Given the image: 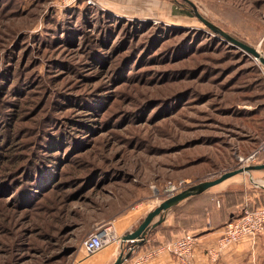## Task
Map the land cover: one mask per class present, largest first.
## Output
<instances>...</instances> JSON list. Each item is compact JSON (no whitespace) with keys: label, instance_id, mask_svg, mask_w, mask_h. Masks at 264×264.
<instances>
[{"label":"rangeland","instance_id":"rangeland-1","mask_svg":"<svg viewBox=\"0 0 264 264\" xmlns=\"http://www.w3.org/2000/svg\"><path fill=\"white\" fill-rule=\"evenodd\" d=\"M192 3L264 55V0H0V264L100 258L117 242L88 254L83 240L99 226L120 235L168 181L186 182L178 193L245 166L264 132V64L184 13ZM36 162L40 185L14 176ZM231 189L264 203V169L186 210Z\"/></svg>","mask_w":264,"mask_h":264},{"label":"crops","instance_id":"crops-1","mask_svg":"<svg viewBox=\"0 0 264 264\" xmlns=\"http://www.w3.org/2000/svg\"><path fill=\"white\" fill-rule=\"evenodd\" d=\"M197 204L194 200H190L189 197L169 209L161 225L150 230L144 244L142 246H136L131 258L123 264H133V258L137 255L151 251L164 242L182 235L186 230L178 220L180 215L186 217L191 215L195 218L199 217L203 222L205 221L203 226L201 225V233L195 234L198 237V245L195 248L192 264H264V233L258 235L255 239H243L223 250L218 257H212L208 249L216 243L225 228L219 215L221 205L219 206L214 203L211 206V211L208 207L196 212L186 210V207ZM131 215L130 219L128 218L118 222L117 229L121 236L126 232L136 229L146 216V213L142 214L143 216L140 214ZM158 219L159 216L154 221ZM133 243V241H127L126 243L112 244L110 246L111 248L103 250L102 256L97 259L94 255L80 254L77 257L78 264H111L118 256L122 245L130 247ZM144 264H181V262L171 253L162 252L151 257Z\"/></svg>","mask_w":264,"mask_h":264},{"label":"built area","instance_id":"built-area-1","mask_svg":"<svg viewBox=\"0 0 264 264\" xmlns=\"http://www.w3.org/2000/svg\"><path fill=\"white\" fill-rule=\"evenodd\" d=\"M262 153H264V135L258 147L247 156H239V160L244 163L243 165L253 164ZM185 184L183 180L178 183L168 181L165 192L171 196ZM262 233H264V206L250 209L246 203L243 214L226 224L223 234L213 246L209 247L208 251L212 257L216 258L231 245L246 238L255 239ZM113 242L122 243V236L117 234L112 226H99L83 240L82 246L88 254H93ZM197 245L198 237L195 233L185 231L182 235L164 242L153 250L137 255L133 258V264H144L148 259L162 252L171 253L181 264H192Z\"/></svg>","mask_w":264,"mask_h":264},{"label":"water","instance_id":"water-1","mask_svg":"<svg viewBox=\"0 0 264 264\" xmlns=\"http://www.w3.org/2000/svg\"><path fill=\"white\" fill-rule=\"evenodd\" d=\"M193 10L196 16L205 24H207L215 33L222 35L228 41L241 47L248 53L254 55L264 64V55L257 48L250 46L249 44L235 38L227 31L223 30L222 28H220L219 26L208 20L205 16H203L199 12L195 4H193ZM262 169H264V162L259 164L253 163L245 166H239L238 168L224 172L217 178L211 180H205L197 184H193L181 190L180 192L167 197L158 206L147 212L146 216L144 217V219L141 221V223L138 225L136 229H134L133 231L126 232L124 235H122V240H123L122 243H126L127 241H133L134 243L130 247H126L125 245H122L117 258L111 264H123L126 260L131 258L134 248L146 241V237L150 232V230L160 225L165 220L168 210L176 206L183 200L191 196L198 195L204 192L205 190H207L208 188L223 182L224 180L235 174L251 172L253 170H262ZM157 216H159V219L154 221V219Z\"/></svg>","mask_w":264,"mask_h":264},{"label":"trees","instance_id":"trees-1","mask_svg":"<svg viewBox=\"0 0 264 264\" xmlns=\"http://www.w3.org/2000/svg\"><path fill=\"white\" fill-rule=\"evenodd\" d=\"M183 5H185V4H183ZM190 10L186 9V10H184V13L192 15V16H196L195 13L192 10L191 11ZM86 122H88V120H84L83 123H86ZM263 135H264V132H263ZM5 143H6V140H5ZM52 145H55V142L52 143ZM258 145H259V143L256 146H254V149L257 148ZM36 163H38L36 168H28V169L24 170V172H21V173H19V171L17 169H15V171L13 172L14 176L20 177V179L25 181V182L27 181V179L28 180L30 179L33 182V185L35 183H37V185H40L43 181L42 178L44 177V175H43L41 168H40V166H42V165L39 162H36ZM19 167H21V166H19ZM27 171H29V172H27ZM22 175H24V176H22ZM25 175H27V176H25ZM29 183L30 182H27L25 184V186L28 187ZM220 195L223 197V199H222L223 203L221 202L219 215L221 217L222 223H224L223 224L224 227L226 226V224L229 221H231L232 219H235V218H237L243 214V211L246 207V203L248 204V207L250 209H255L257 207L264 206V203H259V201H257V199H256L257 196H250V198H248V201L246 202L245 201V194H244L243 190H240V189H238V190H234V189L225 190V191L221 192ZM187 218L188 217H186V216L180 215L178 220L182 224H185V220ZM143 244L144 243H142L138 246H142Z\"/></svg>","mask_w":264,"mask_h":264}]
</instances>
